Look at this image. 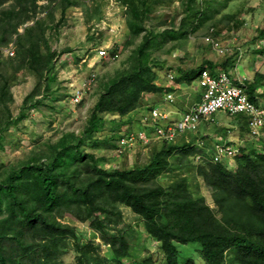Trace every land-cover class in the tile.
<instances>
[{
	"label": "trees",
	"instance_id": "16d2710c",
	"mask_svg": "<svg viewBox=\"0 0 264 264\" xmlns=\"http://www.w3.org/2000/svg\"><path fill=\"white\" fill-rule=\"evenodd\" d=\"M97 1L89 6L95 4L93 14L87 16L91 24L104 14V0ZM120 2L126 7L123 28L128 39L122 49L114 48L118 53L133 48L112 73L97 77L96 100L82 126L78 131H62L55 140L37 142L23 159L0 163V264H64L69 250L75 254V264H155L152 253L139 243L137 231L123 225L122 207L141 222L164 264H179L178 245L189 243L199 245L205 264H264V127L253 136L246 118L234 116L247 143L234 145L239 152L231 166L214 163L207 153L217 142H207L196 153L192 144L204 141L197 132L181 135L175 142L141 145L148 148L147 154L130 167L111 163L118 156L120 137L131 131L123 129L130 123L122 119L143 106L145 95L164 98L165 92L174 91L161 86L159 80L170 68L158 51L170 42L165 52L172 55L181 40L210 18L202 0H183L177 25L173 19L169 26H154L150 22L159 16V9L173 0ZM80 6L82 0H0V151L5 139L12 137L10 129L38 108L40 99L54 95L57 53L50 41L59 33L65 13ZM93 33L90 38L97 42ZM260 37L264 39V27ZM10 46L13 55L4 56ZM184 62L172 69L173 82L197 88L203 69L227 72L230 66L228 59L217 64L203 60L199 66ZM25 72L35 78V85L14 116L11 87ZM262 78L247 83L253 101L255 84ZM93 149L112 153L97 155ZM198 154L202 159L196 163ZM199 182L210 192L213 206L201 195ZM71 221L94 231L105 254L98 253L94 240L84 242ZM184 264L194 262L189 259Z\"/></svg>",
	"mask_w": 264,
	"mask_h": 264
},
{
	"label": "rangeland",
	"instance_id": "374dc122",
	"mask_svg": "<svg viewBox=\"0 0 264 264\" xmlns=\"http://www.w3.org/2000/svg\"><path fill=\"white\" fill-rule=\"evenodd\" d=\"M182 1L173 0L168 6L161 7L159 16L154 18L150 24L154 26H169L170 22L175 19L177 25L183 13ZM82 2L85 7L80 6L65 13L59 33L53 34V38L50 41L52 48L57 53L54 69L56 82L52 86V91H55L54 95L43 99H40L41 96H39L40 104L38 108L31 109L27 112V117L18 126L10 129L12 137L5 139L4 148L0 151V163H12L23 159L24 155L33 149L37 142L55 140L62 131H78L96 100L98 90L97 77L99 79L101 76L112 73L126 57L130 49L133 48V46H129L121 50L119 57L115 61L99 58L97 55L98 48L102 47L112 51L113 45H120L122 49L128 39V35L125 33L123 23L116 22V17L114 16L110 22L115 23L117 26L116 31L113 33L102 30V34L96 36L97 42H93L90 37L94 33L89 30L92 20H87V16L88 14H93L95 4L92 8H89L93 3L92 0H82ZM104 5H106L105 1ZM201 7L204 9L205 15L210 18L196 33L190 34L187 40H181L172 55L165 52L171 44L168 42L165 48L158 51L160 59L166 61V65L171 69L170 73L173 75L175 72L172 69L180 63V60L185 61V64H191V66H199L203 60L217 64L228 59L230 66L227 71L231 72L236 69L238 75L247 78L246 83H252L259 76L263 77L257 85L255 84L257 93L255 95L259 100L260 106L264 108V96L261 95L264 92V39L262 37L259 38L260 30L264 27V0H202ZM59 17L60 13L58 12L56 13V20ZM210 29H214V38L226 49L225 54L220 55L218 51L216 52L212 47L205 44L204 38L208 35ZM173 55H181L180 57L182 58H174ZM170 69H166L164 76L169 73ZM92 70L97 74L96 82L92 84L90 90L86 92L83 98L73 104L69 99V93L76 91V88L81 85L84 78L89 76ZM162 80H166V77ZM34 85L35 78L27 72L23 76H19L18 82L12 85L13 102L10 105V110L14 116L20 112L24 98L34 88ZM154 102H159L156 106L161 110L168 109V104H164L161 95H145L143 97V106L122 119L130 123L127 129H123H131V131L140 130L142 127L144 129L140 122L141 117L148 113L147 108L153 105ZM215 123L212 125H205L204 123L200 125L199 130L203 128L200 136H202L204 141L192 144V149L194 148L196 153L201 152L204 149L203 147L207 146V142L246 145L247 138L242 136H245L246 133L240 129L241 122L237 120V117H229L222 112H217L215 114ZM225 127L229 128L228 131L225 130ZM191 135L192 132L182 134V136ZM98 137L101 139L103 136L99 135ZM187 139L189 140V138ZM261 139L264 140V134ZM90 151L95 152L97 155H110L112 153L97 149ZM147 151L148 148L137 144L133 151L125 150L111 163L117 167H130L140 157H144ZM207 153L211 156L213 150L207 151ZM199 161L195 159L196 163ZM228 165L231 166V162ZM167 181L169 180H165V182ZM199 184L200 193L205 198L206 203L213 206L210 192L202 182H199ZM121 211L123 214V225L131 226L134 231H137L139 243L143 244L152 253L153 260H156L155 264H164L163 255L158 250L157 244L151 241L144 233L142 224L137 217L128 208L122 207ZM68 221V219L63 220V222ZM71 223L75 225L78 234L84 242L91 239L94 240L96 244H99L97 245L100 248L98 253L101 255L105 254L106 248L97 235L94 234V231L86 224L75 221H71ZM178 248L180 249L179 264H184L189 259L194 264H205L201 259L200 247L197 243L178 245ZM74 256L73 251L69 250L63 256L64 264H75Z\"/></svg>",
	"mask_w": 264,
	"mask_h": 264
},
{
	"label": "built area",
	"instance_id": "2783aa9c",
	"mask_svg": "<svg viewBox=\"0 0 264 264\" xmlns=\"http://www.w3.org/2000/svg\"><path fill=\"white\" fill-rule=\"evenodd\" d=\"M104 1L106 3L104 11L105 8L106 11L103 17L100 21L91 24V30L95 31L96 35L102 34V30L114 33L117 26L110 20L115 16V21L122 24L125 15L126 7L121 4L120 0ZM204 41L220 55L226 53V49L214 38V29L209 30ZM112 48L111 51L100 47L97 55L101 59L113 61L119 53L115 51L114 45ZM13 52L12 46L5 49V54L8 56H12ZM96 76L94 70L90 71L89 76L84 78L76 91L70 93L69 99L73 104H76L90 90L92 84L96 82ZM166 77L171 82L175 76L169 72ZM246 81L247 78L238 75L236 69L226 72L218 68L214 73L203 69L197 79V86L201 91L200 100L197 103H194L187 111L180 113L176 119L172 118L173 112L171 111L161 110L158 107L148 110V113L141 117L144 129L123 134L119 139L116 152L119 155L127 149H133L136 144L147 145L151 141L175 142L185 132H197L203 123L205 125L214 124L217 112H222L229 117L243 115L249 124L251 134L257 135L259 129L264 127V108L250 99ZM164 101L172 103L174 95L165 92ZM238 152L239 146L217 142L214 144L211 159L214 163L228 164L231 162L232 165L233 158ZM201 159L202 156L198 154L196 160Z\"/></svg>",
	"mask_w": 264,
	"mask_h": 264
},
{
	"label": "crops",
	"instance_id": "0c3cea01",
	"mask_svg": "<svg viewBox=\"0 0 264 264\" xmlns=\"http://www.w3.org/2000/svg\"><path fill=\"white\" fill-rule=\"evenodd\" d=\"M159 81L163 87L166 86L174 90L173 92H169L174 95V101H172V103H167L164 101V98H162L164 104H168V109L166 111L173 112L172 118L174 119H176L180 113L187 111L194 103H197L200 100L201 91L196 87V85L192 87H188L183 84L176 85L175 83H173V80L169 82L167 78L164 81L162 79H160ZM202 131L203 128L197 131L198 137Z\"/></svg>",
	"mask_w": 264,
	"mask_h": 264
},
{
	"label": "clouds",
	"instance_id": "9594fccd",
	"mask_svg": "<svg viewBox=\"0 0 264 264\" xmlns=\"http://www.w3.org/2000/svg\"><path fill=\"white\" fill-rule=\"evenodd\" d=\"M255 101V100H254ZM259 101V100H258ZM258 101H256L257 103H259Z\"/></svg>",
	"mask_w": 264,
	"mask_h": 264
}]
</instances>
